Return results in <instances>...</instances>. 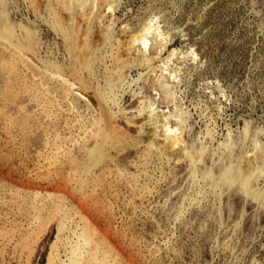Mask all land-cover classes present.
<instances>
[{"label":"rangeland","instance_id":"1","mask_svg":"<svg viewBox=\"0 0 264 264\" xmlns=\"http://www.w3.org/2000/svg\"><path fill=\"white\" fill-rule=\"evenodd\" d=\"M31 1L8 0L17 35L32 30L37 60L80 91L66 97L50 82L43 88L52 94L36 102L29 80L17 100L23 118L0 123V264L16 260L11 247H43L39 264H47L50 247L83 245L85 232L100 247H126L122 264H264V175L257 197L239 187L251 166L264 168V0H108L94 32L112 28L111 42L90 57L91 75L74 61L69 36L51 26L58 0L43 8ZM59 11L70 29H86L79 16L72 27L64 5ZM117 41L131 66L118 104L101 113L87 93L105 89ZM20 66L0 65V88ZM166 124L180 128L176 148ZM107 129L110 141L92 165L97 132ZM86 167L97 185L90 198L75 187ZM61 195L84 208L67 224L53 209Z\"/></svg>","mask_w":264,"mask_h":264},{"label":"bare ground","instance_id":"2","mask_svg":"<svg viewBox=\"0 0 264 264\" xmlns=\"http://www.w3.org/2000/svg\"><path fill=\"white\" fill-rule=\"evenodd\" d=\"M34 1L35 2H33V1H31V2H33V5L35 3L38 8L46 7V4H44L45 0H34ZM49 1H52V0H49ZM107 1L108 0H58V3L56 4L55 7H54V5H51L49 7V9L51 10V16H52V21H53L52 24H54L51 26H54V27L58 26L60 28L59 31L62 32L63 35L65 34L66 37L69 36L70 42H68V43H70V46L72 47V50H73L74 54L76 55V56L73 55L74 61L77 58L80 61V64H78L79 67H82V68L84 67V69L86 71H88L90 73V75L93 72V63L91 62L90 57L96 56L97 54H99L98 52H100V51L102 52V49H104L109 44L108 42H111V41H108L109 38L106 36V33L108 35V33L110 32V29L112 30V28H109L107 30L109 32H106L105 35H101L100 33L97 34L94 32V25H95L96 20L102 19L104 21L103 18L105 16V12H106L105 8H106V6L107 7L109 6V5H107ZM62 5H64V9L68 11L69 15L67 17V20L72 22V27L75 26V19L77 16H79L82 19V21L86 23V25H87L86 29H83L81 27V25L78 28L74 27V28L70 29L67 24L62 23L63 16H61V13L59 11V7H61ZM65 5H68V7L66 8ZM34 9H35V7H34ZM41 9H40V11H41ZM44 9H46V8H44ZM107 11H113V6H110V8H108ZM36 13H37V11H36ZM42 13H43V11L41 12V14ZM10 14H9V9H8V0H0V65H2L6 69L9 66V64L14 62L15 59H17L21 64V66L19 67V72L16 74H12L11 72H9V76L7 77L8 84L6 86L4 84H2V87L0 88V123H1V121H5L8 124H11L14 121H19L23 118V115H21L22 114V107L18 106L19 102H17V100H18L21 92H23V89L25 88L27 81H29V80L32 84L31 92H33V90H34V94H33L32 98L36 102H39V97L41 95L40 92L43 94L44 98L47 96L48 93L52 94V89L43 88V87H45V85L49 84L50 82H52V85L54 86V87L52 86V88H56L57 86H59L58 90H62L63 93L65 92L66 97L71 95V93H73L74 90L80 91V89H75L76 87H74V84L69 81L70 79L68 80V79H65V77L61 76V72H60V74H59V72L57 74H54L52 72L48 73L46 71V67L44 66V64H46L45 61L40 62L35 57V54H37V53H35V43H36L35 36L36 35L34 34V32L32 30L27 29L26 27H22V30L27 32L26 34L21 35L22 37L20 35H17L18 32H17L15 25L13 24V22L10 18ZM43 14H42V16H43ZM42 16H39V17H42ZM42 18H44V17H42ZM102 20H101L100 24L104 25L105 23H102ZM97 23H99V22H97ZM111 23H112V21H111ZM98 26H99L98 28H100L102 25L98 24ZM99 30H98V32H99ZM20 31H21V28H20ZM150 31H151L150 27L145 28V32L149 33ZM151 32H153V31H151ZM141 35H143V34H141ZM159 36H162V34L160 32H159ZM113 37H115V36H113ZM39 38H38V40H39ZM133 38H135L136 42L139 40H143V38H141V36H135V37L133 36ZM115 39H117V38H115ZM24 40H27L29 42V45L26 44L25 46L32 53V54H29L28 56H26L27 54L23 53L22 50L20 49V47L24 45L23 44ZM117 42L119 43V46L122 45V43L120 44V41H117ZM127 43H131V42H127ZM143 44H144V48L145 47L147 48L149 45V40L147 38L144 39ZM75 46L77 49H80L78 55L74 51ZM119 46L117 45L118 48L111 50V53H110L111 55H109L110 59H111L109 61H111V63H112L109 66L111 67V65H112V68L109 70V73L107 75L109 77L108 82L105 79V81L107 82L105 89L102 90L104 88V86H103V88L101 87V90H94L93 92H91V94L87 93V95H91V97H92V99H90V100H93L94 102L99 104V107L102 109L101 113H103V111H105L104 109L107 110V108L109 106L118 104V103H116L117 102L116 94L118 92H122L123 87L127 82V73L129 72L128 68L131 66L127 63V61L129 59L126 58L129 50L124 51V50H122L123 47L121 48V46L120 47ZM122 46H124V44ZM112 47H113V45H111V49H112ZM165 47H166V45H165ZM41 50H42V48H41ZM141 51H143V50H141ZM40 52H42V51H40ZM175 53H172V54H175ZM73 56H70V57L72 58ZM41 58H42V56H41ZM102 59H104V58H101L100 61ZM76 63H78V62H75V64ZM106 70H107V68H106ZM60 71H61V69H60ZM77 71L78 70L75 69L76 73H78ZM64 74L65 73H63L62 75H64ZM77 79H79V78H77ZM81 82H82V80H81ZM81 82H80V84L82 85ZM0 83H1V81H0ZM86 83H87V81H86ZM86 83H84V85H82V86L84 87ZM78 84H79V82H78ZM87 85H88V83H87ZM128 86L130 87L131 85H128ZM41 87H42V90H40ZM99 89H100V87H99ZM45 92H48V93L45 94ZM171 96H173V95H171ZM20 98H21V96H20ZM9 101H14V102L11 104V103H9ZM114 116H115V114H114ZM101 118H106V117L104 114H101L100 119ZM113 118H114V120H116L117 116H115ZM7 128L8 127H6V130H7ZM116 128H114V132L116 131L115 133L119 134V132H118L119 129L117 130ZM164 130L167 133V135L171 137L172 143L170 142L169 145L173 144L174 148H176L175 146H177L181 143V137H179L180 128H175L174 126L172 127L169 124H166ZM9 132L10 131H8L7 133L9 134ZM97 135H98V137L101 138L102 142L97 144L96 148H94V150L89 152L90 161H91L92 165L96 164L100 160V158L102 156V152L104 151V149L107 145V141H110L108 139L111 138V136H110L111 134H110V131H108V129L104 130V131L99 130L97 132ZM171 148H173V147H171ZM85 152H86V150H85ZM260 159H259V161H260ZM256 163L258 164L257 161H256ZM261 163L263 164L264 162H261ZM262 166H264V164ZM91 167H86L75 178V187L78 190V192L81 195L87 196L89 198L92 196L91 193L97 188L96 187L97 185L95 184V182L92 178ZM232 170L233 169L230 170V168H229V170H227L224 173L223 178L228 179L231 176V174L234 172ZM11 174H12V172H11ZM263 175H264V168L262 170H258L257 167L254 168V166L253 167L251 166V171H249L248 173H246L244 176H242L240 178V183H239L240 189L242 191H244L247 196H248V194H249V196L258 195L255 192V187L257 188L260 186V185L259 186H257V185L260 184L259 182H262L260 178L261 177L263 178ZM224 179H223V181H224ZM53 204H54L53 209H54L56 216L61 218V221L59 220L60 218L58 219L60 222L66 223L67 220H71L72 218L69 217V215L71 212H73L74 208H76V207H78L79 213L76 211L75 215L82 214L84 212V208L81 207L82 205L77 203L76 200H74V198H69L66 195L58 196L56 198V200L53 202ZM67 205H70L72 207V209L67 208ZM81 219H83V218H81ZM55 220H57V219H55ZM73 220H74V218H73ZM60 222H59V225L63 227L64 224L62 225V224H60ZM70 222L71 221H69V223ZM64 226H66V225H64ZM64 228L65 227H63V229ZM60 229H62V228H60ZM60 229H59V231H60ZM83 229H85V228L83 227ZM61 231H63V230H61ZM61 231H60V233H61ZM88 231H90V230H88ZM80 237H82V238H80ZM78 238L83 240V242H84L83 245L79 244L82 242H79L78 244L75 243L76 244L75 246L71 245L72 247H62V249H60L58 247H53V246L50 247L47 264H122L120 261V258H126L127 254L130 253V252L126 253V251H125L127 249L126 247H125V249H124V247H116V248H114V247H100L97 244H92L91 234L87 233V232H85L83 235L81 234V236L79 235ZM24 240H26V239H24ZM6 248H8V247H6ZM44 249H45V247H44ZM9 250L6 251V254H8V255L11 254L12 257L13 256H14V258L16 257V260L14 262L9 261V262H7V264H14V263L15 264H39V257H41V255H42L43 247H11V250L10 251ZM44 251H46V250H44ZM113 251H115L116 253H114V255L111 256L113 254ZM129 251H130V249H129ZM3 253H5V251H3ZM3 253H2V255H3ZM4 261H7V259ZM130 261H129V263H130ZM133 262H136V261L134 260ZM133 262H131V263H133ZM136 263L138 264V262H136Z\"/></svg>","mask_w":264,"mask_h":264}]
</instances>
